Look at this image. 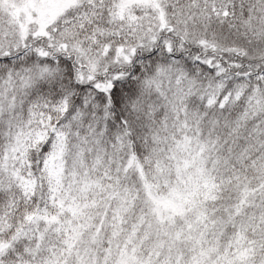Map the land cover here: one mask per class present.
Segmentation results:
<instances>
[{
  "label": "snow or ice",
  "instance_id": "obj_1",
  "mask_svg": "<svg viewBox=\"0 0 264 264\" xmlns=\"http://www.w3.org/2000/svg\"><path fill=\"white\" fill-rule=\"evenodd\" d=\"M0 264H264V0H0Z\"/></svg>",
  "mask_w": 264,
  "mask_h": 264
}]
</instances>
